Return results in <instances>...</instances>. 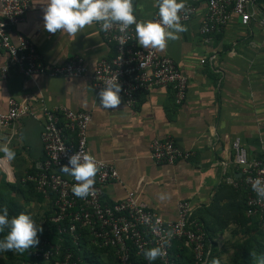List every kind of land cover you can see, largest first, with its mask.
<instances>
[{"label": "crops", "instance_id": "0c3cea01", "mask_svg": "<svg viewBox=\"0 0 264 264\" xmlns=\"http://www.w3.org/2000/svg\"><path fill=\"white\" fill-rule=\"evenodd\" d=\"M206 2L184 0V4L195 5L198 13L181 24L186 30L178 34V39L167 41L163 51L157 50L187 78L186 97L179 105L171 89L153 88L136 95L131 108L124 105L120 95L117 108L102 109L87 77L24 78L11 69L9 79L0 82V113L6 111L10 98L35 109L37 101L42 100L50 108L89 113V152L112 165L118 174V181L103 189L102 200L113 204L135 192L141 202L167 221L175 220L178 202L188 201L193 218L206 230L211 246L212 256L204 264H213L214 260L231 264L235 245L247 232L243 222L247 193L243 187L229 184L241 178L230 143L237 140L248 159L264 154V0L253 1L254 17L247 26L234 16L222 31L202 36L199 28ZM47 3L29 0L24 20L11 31L13 42L17 35L30 41L46 66L82 57L90 75L100 60L112 55L113 49L94 23L74 36L60 30L55 34L46 32L42 17ZM157 3L133 0L137 20L153 21ZM6 63L7 56L0 50V68ZM41 132L42 122L27 116L0 131V146L7 145L16 153L9 162L0 152V179L17 185L43 158ZM167 138L181 151L190 153L189 159L172 165L152 161L150 142ZM13 196L17 206L37 224L51 210V202L43 198L25 200L19 192ZM175 250L176 264H189V257H179ZM78 252L83 264H89V259L94 264H116L110 251L86 241ZM14 255L15 264H29L23 263L15 251Z\"/></svg>", "mask_w": 264, "mask_h": 264}, {"label": "built area", "instance_id": "2783aa9c", "mask_svg": "<svg viewBox=\"0 0 264 264\" xmlns=\"http://www.w3.org/2000/svg\"><path fill=\"white\" fill-rule=\"evenodd\" d=\"M253 1L207 0L201 17L200 35L222 31L234 16L239 18L242 26H247L254 17ZM28 8L29 0H0V50L7 56V63L0 68V82L9 79L11 69L24 78L38 75L74 79L87 77L98 93L107 80L116 77L127 108L134 106L136 95L153 88L171 89L177 105L185 99L187 78L179 73L171 59L160 56L157 49L140 48L134 25L123 32L117 24L101 31L99 23H94L113 53L108 59L100 60L90 75L83 58L79 56L62 65H44L40 53L30 41L21 35L16 36L15 42L11 38L12 29L24 20ZM157 11L153 22L159 21ZM197 13L195 5L184 4L178 13L180 24L188 23ZM200 62L204 63V60ZM24 116L42 122L40 139L43 158L31 168L33 174H24L19 182L33 183L36 193L51 202L47 222L55 227L59 236L55 243L47 238L39 239L40 243L30 251L32 257L45 263L79 264L81 257L74 258L73 249L78 252L85 239L91 246L110 251L116 264H149L143 251L151 247H160L164 252L153 264H176L173 253L175 243L188 249L196 264H204L212 256L207 232L193 218L188 201L178 202L175 220L167 221L141 202L135 192H129L113 204L102 200L103 189L108 183L117 182L118 174L112 165L89 152V113L64 107L50 108L42 100L37 101L35 109L28 103L10 98L6 111L0 113V131ZM230 149L235 153L234 163L239 167L241 178L229 184L246 190L245 216L255 219L258 227L264 229V199L258 198L251 188L256 179L264 183V154L258 159H248L237 140L230 143ZM77 152L81 156H93L98 168L92 186L94 192L84 198L72 194L71 188L76 182L60 172L61 166L67 165L68 158ZM149 154L155 163L166 165L188 160L191 156L181 151L170 138L152 140ZM65 237L70 240L68 247L65 246Z\"/></svg>", "mask_w": 264, "mask_h": 264}, {"label": "clouds", "instance_id": "9594fccd", "mask_svg": "<svg viewBox=\"0 0 264 264\" xmlns=\"http://www.w3.org/2000/svg\"><path fill=\"white\" fill-rule=\"evenodd\" d=\"M158 22L139 21L134 14L133 0H48L43 8V28L50 34L58 30L75 35L93 23H99L101 31H107L113 24L125 31L134 25L136 41L142 48H153L163 51L169 40L178 39V34L186 29L180 24L179 11L184 8V0H158ZM121 85L117 78L105 82L97 93L98 106L102 109H115L121 104ZM3 158L9 162L15 159V151L7 145L0 146ZM60 172L70 176L76 183L71 192L75 197L84 198L94 192V177L98 172L93 156L79 152L68 158L67 165H62ZM252 190L257 197L264 199V183L256 179ZM41 224H37L30 214L20 213L10 217L7 207H0V252L15 251L23 253L30 247L37 246L39 235L43 233ZM164 255L160 247H151L143 251L144 258L153 264ZM213 264H219L214 260ZM257 264H264L261 257Z\"/></svg>", "mask_w": 264, "mask_h": 264}, {"label": "trees", "instance_id": "16d2710c", "mask_svg": "<svg viewBox=\"0 0 264 264\" xmlns=\"http://www.w3.org/2000/svg\"><path fill=\"white\" fill-rule=\"evenodd\" d=\"M33 172L34 171L31 169V170H28V172L26 174L31 175V174H33ZM15 192H19L25 200L36 199V200L40 201L42 199V196L39 195L38 193H36V191L34 190L33 183L26 182L24 184H21L20 182H18L17 185H13V184L6 183L5 180L1 178L0 179V207H7L10 217H14L20 213H25L23 211V209L18 207L17 204L15 203L14 196H13ZM49 215H50V212H49V214L46 215V218L45 217L43 218L45 220L41 226L43 227L44 230H43L42 234H38V235H39V239L47 238L51 243H55L58 240L59 236L56 233L55 227L50 225L47 222V218ZM243 219H244V221H243L244 226L247 228V230H248V228H250V226L254 227L255 229L256 228L260 229L258 227L257 221L255 219H251V218L249 219L246 216L243 217ZM3 235L4 234H0V238H2ZM85 241H86V239L84 241H82L80 246L84 245ZM69 243H70L69 238L65 237V246L66 247L70 246ZM32 248L33 247H30L28 250H26L23 253H17V254L21 255L20 260L23 263H29V264L36 263V262H43L42 260L35 259L34 257L31 256L30 251L32 250ZM174 249H176L175 251L177 254H179V257L180 256H184V258L189 257V259H188L189 264H193L192 262L194 260H193L192 254L190 252H188V250L185 249V247H183L179 243H175ZM73 250H74V252H73L74 258L81 257V255L79 254V252H77L76 249H73ZM3 253H5L7 255L8 259H14L15 258L14 251L0 252V264H7L6 263L7 258L6 257L4 258L2 256ZM261 253H262V251H261ZM91 260L92 259L88 260L89 264H94V262ZM82 261H84V260H81V263H79V264H83ZM54 262L55 261H51L50 264H54ZM232 262L234 264H252L251 259L248 257V255L243 253V250L240 253L237 252L236 247H235V251L233 254V261ZM95 264H97V263L95 262Z\"/></svg>", "mask_w": 264, "mask_h": 264}, {"label": "rangeland", "instance_id": "374dc122", "mask_svg": "<svg viewBox=\"0 0 264 264\" xmlns=\"http://www.w3.org/2000/svg\"><path fill=\"white\" fill-rule=\"evenodd\" d=\"M19 182V181H18ZM41 215V214H40ZM40 219L43 218V215L38 216ZM38 221V218H37ZM36 222V221H35ZM37 223V222H36ZM237 245V246H236ZM237 252H242L247 254L251 259L252 264H257L258 260L261 257H264V229H258L250 226L247 232H245L240 241L236 244ZM235 250V248H234ZM262 251V253H261ZM2 256L7 258L5 253ZM16 258V257H15ZM6 259L7 264H15L16 259ZM231 264H234L233 262Z\"/></svg>", "mask_w": 264, "mask_h": 264}]
</instances>
